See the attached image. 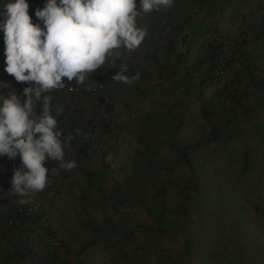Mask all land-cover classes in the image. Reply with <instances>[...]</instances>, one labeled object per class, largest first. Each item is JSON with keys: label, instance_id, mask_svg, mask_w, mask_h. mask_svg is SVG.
<instances>
[{"label": "rangeland", "instance_id": "obj_1", "mask_svg": "<svg viewBox=\"0 0 264 264\" xmlns=\"http://www.w3.org/2000/svg\"><path fill=\"white\" fill-rule=\"evenodd\" d=\"M27 3L42 25L45 0ZM138 11L147 34L136 49L51 91L75 167L47 161L44 190L21 197L19 157H0V264H264V0ZM5 59L0 32V93L19 95L30 84ZM122 64L128 83L112 79ZM93 74L104 111L86 93Z\"/></svg>", "mask_w": 264, "mask_h": 264}, {"label": "clouds", "instance_id": "obj_2", "mask_svg": "<svg viewBox=\"0 0 264 264\" xmlns=\"http://www.w3.org/2000/svg\"><path fill=\"white\" fill-rule=\"evenodd\" d=\"M172 0H45L32 23L27 0H7L0 13V32L4 34L5 72L17 82H27L19 95L0 93V157L20 159L14 169L12 192L23 197L30 190L43 191L48 183L47 161L64 162L62 130L51 114L50 93L75 80L83 83L88 74L99 69L112 50L136 49L147 30L136 24L138 10L145 13L168 7ZM122 64L112 79L128 83ZM66 78V80H65ZM138 77H133V79ZM6 87L0 82V89ZM37 102L42 107L37 109ZM60 110L57 109V112ZM21 204L25 200L19 201Z\"/></svg>", "mask_w": 264, "mask_h": 264}, {"label": "built area", "instance_id": "obj_3", "mask_svg": "<svg viewBox=\"0 0 264 264\" xmlns=\"http://www.w3.org/2000/svg\"><path fill=\"white\" fill-rule=\"evenodd\" d=\"M225 51V50H224ZM67 92H73L74 89L72 86H68L66 88ZM106 88L104 85V81H103V75L102 74H93L89 77V82L88 85L86 86V93L90 96L93 97L96 100V103L100 105V111H104V106L102 104H100V101L105 104L106 102L108 103V96H105L106 93ZM105 96V97H104ZM106 103V104H107ZM105 121L108 122V120L106 119Z\"/></svg>", "mask_w": 264, "mask_h": 264}, {"label": "trees", "instance_id": "obj_4", "mask_svg": "<svg viewBox=\"0 0 264 264\" xmlns=\"http://www.w3.org/2000/svg\"><path fill=\"white\" fill-rule=\"evenodd\" d=\"M209 48H210V56L212 57V59H214V57L216 56V55H215V53H216L215 48H214L213 46H210ZM211 64H212V66H214L213 63H211ZM47 94H48V95H51V92H50V93H47ZM80 150H81L82 152H84L83 149H80ZM186 163L189 165V164H190V161L186 159ZM37 218H38V217H37Z\"/></svg>", "mask_w": 264, "mask_h": 264}]
</instances>
